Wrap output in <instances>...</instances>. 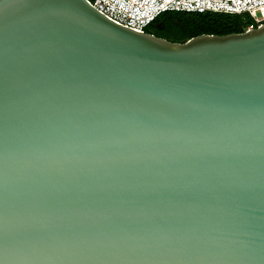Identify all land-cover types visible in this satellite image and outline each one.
I'll use <instances>...</instances> for the list:
<instances>
[{"label":"water","instance_id":"obj_1","mask_svg":"<svg viewBox=\"0 0 264 264\" xmlns=\"http://www.w3.org/2000/svg\"><path fill=\"white\" fill-rule=\"evenodd\" d=\"M0 264H264V24L0 0Z\"/></svg>","mask_w":264,"mask_h":264},{"label":"built area","instance_id":"obj_2","mask_svg":"<svg viewBox=\"0 0 264 264\" xmlns=\"http://www.w3.org/2000/svg\"><path fill=\"white\" fill-rule=\"evenodd\" d=\"M99 13L118 25L137 32L144 29L161 13H222L248 15L246 30L264 24V0H88Z\"/></svg>","mask_w":264,"mask_h":264},{"label":"trees","instance_id":"obj_3","mask_svg":"<svg viewBox=\"0 0 264 264\" xmlns=\"http://www.w3.org/2000/svg\"><path fill=\"white\" fill-rule=\"evenodd\" d=\"M248 15L222 13L164 12L145 29L146 33L170 42H184L201 34L226 35L242 33L250 24Z\"/></svg>","mask_w":264,"mask_h":264}]
</instances>
